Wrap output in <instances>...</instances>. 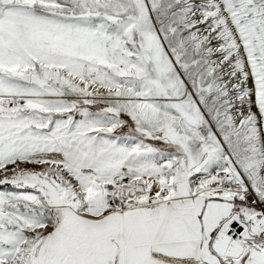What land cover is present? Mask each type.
<instances>
[{
    "label": "snow or ice",
    "instance_id": "1",
    "mask_svg": "<svg viewBox=\"0 0 264 264\" xmlns=\"http://www.w3.org/2000/svg\"><path fill=\"white\" fill-rule=\"evenodd\" d=\"M0 264H264V0H0Z\"/></svg>",
    "mask_w": 264,
    "mask_h": 264
}]
</instances>
